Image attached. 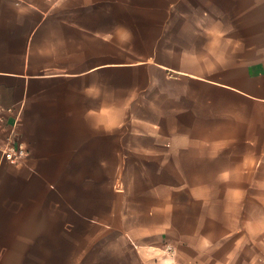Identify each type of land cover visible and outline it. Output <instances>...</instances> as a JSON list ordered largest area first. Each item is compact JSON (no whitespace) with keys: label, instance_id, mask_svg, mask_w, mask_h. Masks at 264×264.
<instances>
[{"label":"crops","instance_id":"1","mask_svg":"<svg viewBox=\"0 0 264 264\" xmlns=\"http://www.w3.org/2000/svg\"><path fill=\"white\" fill-rule=\"evenodd\" d=\"M169 25L187 44L160 60ZM117 36L146 60L94 48ZM116 68L146 90L158 78L170 99L130 113ZM0 127L26 152L0 154V264H68V212L83 221L84 202H100V170L140 171L130 197L154 237L131 242L138 261L124 264H264V208L243 189L245 168L264 171V0H0ZM116 181L109 216L129 198Z\"/></svg>","mask_w":264,"mask_h":264},{"label":"rangeland","instance_id":"2","mask_svg":"<svg viewBox=\"0 0 264 264\" xmlns=\"http://www.w3.org/2000/svg\"><path fill=\"white\" fill-rule=\"evenodd\" d=\"M185 27L177 26L176 34H183L186 32ZM158 33H163V41L158 43L159 50H166L164 55L161 53L160 60H170V50L172 48L182 49L186 47L187 43L172 42L171 34L172 26L158 27ZM94 48L100 50L103 55H109L110 61L113 56L117 64H131L141 60H146V57L140 55L145 54L139 44L126 40L121 36H117L114 42L100 41L95 43ZM144 52H143V51ZM167 56V57H166ZM152 60V59H148ZM136 72L124 73L116 72V93L117 100L131 99L129 112L133 114H157L158 111L156 102L161 103L163 99H170L171 93L163 89L161 80L154 79L151 84H148L145 89L146 80L137 78ZM155 78V77H154ZM106 79H102L103 81ZM145 90V91H144ZM161 108V107H160ZM131 129H145V126L137 123L131 126ZM250 162V161H249ZM247 164H245L246 166ZM251 167V166H250ZM244 183L243 187L245 196L251 194L260 196L261 208H264V171L256 174L252 169H244ZM85 175L92 173L91 171H84ZM116 173L115 190H124L122 182L129 183V198H119L115 204V215L109 216V203L104 201L108 198L111 191V186L108 185V180L114 177ZM97 177L93 180L100 182V202H84V218L83 221L73 218L70 211L68 212L69 227L78 226V234L70 238L69 241H77V249L68 251V264H124L137 262V258L132 256L133 251L130 250L131 242H139L145 239H153L154 235L147 236L146 231L150 228L144 214L146 211L145 204L141 203L140 197L135 196V200L130 197L135 192V187L131 183L133 179L140 177V171H113L100 170L94 171ZM255 181V185L252 184ZM92 179L85 177V191L91 189ZM82 231L79 232V227ZM72 239V240H71ZM170 252V249H167Z\"/></svg>","mask_w":264,"mask_h":264},{"label":"built area","instance_id":"3","mask_svg":"<svg viewBox=\"0 0 264 264\" xmlns=\"http://www.w3.org/2000/svg\"><path fill=\"white\" fill-rule=\"evenodd\" d=\"M0 127V154L2 159L9 164H16L20 157L25 156V148L18 142L15 135L3 136Z\"/></svg>","mask_w":264,"mask_h":264},{"label":"trees","instance_id":"4","mask_svg":"<svg viewBox=\"0 0 264 264\" xmlns=\"http://www.w3.org/2000/svg\"><path fill=\"white\" fill-rule=\"evenodd\" d=\"M124 69H121V68H116V72H123Z\"/></svg>","mask_w":264,"mask_h":264}]
</instances>
